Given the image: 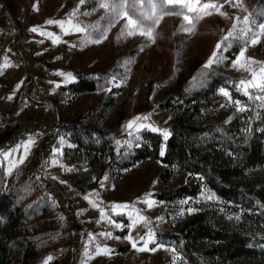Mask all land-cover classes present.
<instances>
[{
    "label": "rangeland",
    "instance_id": "rangeland-1",
    "mask_svg": "<svg viewBox=\"0 0 264 264\" xmlns=\"http://www.w3.org/2000/svg\"><path fill=\"white\" fill-rule=\"evenodd\" d=\"M249 1L242 0L241 8L233 7L225 0H201V5L222 3L219 11L226 15L210 9L211 15L194 20L192 32L180 30L182 24L188 26L182 16L166 15L153 26V40L138 32L128 35L127 18L117 15L120 9L113 11V5H119L122 0H84L83 4L80 0H0V111H14L12 115L7 114L4 121L15 125L9 139L0 146V169L8 174L17 168L33 170V157L38 156L41 182L54 198L57 212L67 217L71 224L69 255L73 254L74 260L71 262L64 258L61 250L66 242L60 240L43 244L39 264H48L55 256L62 264H185L180 261L174 246L157 243L156 235L158 232H170L184 223L188 215L198 211L196 205L202 197L209 196L173 202L153 198L154 191L179 185L187 175L174 167L172 178L159 184L157 175L163 165L156 159L137 162L122 171L114 181L108 172H104L96 187L86 192L76 191L64 177L86 182L91 175L88 170L75 168V164L81 161L79 154L62 155V147L70 143L59 131L60 121L54 105L62 104L65 119L95 111L97 102L108 95L109 89L71 96L59 86L74 81L79 73H104L124 55L129 61H125L127 66L122 78L111 79L112 85H123V89L121 93L111 94L115 106L109 112L107 125L114 126L121 114H125L126 125L136 117L147 119L127 127V132L121 135L123 139L139 128L156 129L157 125L165 124L169 114L156 110L158 103L183 81L192 79L196 70L212 57L214 50L218 61L215 63L237 79L244 92L240 81L251 80L255 72L259 82L260 69L264 67V35L252 44L240 32L244 27L243 17L251 18ZM101 3H108L109 7L102 8ZM74 10L76 14L71 15ZM149 10L147 0H126L123 9L134 18H140ZM48 20L65 23L61 27L55 23L48 24ZM144 23L148 25L151 22ZM234 23L237 27L233 31ZM74 25L82 31H76ZM33 27L38 31H30ZM229 31H233V35L224 40ZM236 39H240L241 48L235 58L229 62L225 57L219 58L223 51L217 50L216 45L219 43L221 48ZM241 50H244L243 57L240 56ZM237 61L245 67L234 66ZM68 73L72 74L71 78ZM222 88L229 97L220 92ZM251 89L257 91V99L264 97V92L258 88L249 86L247 92ZM214 99L219 104L204 112V117L212 121L225 120L234 111L245 107L224 87L217 90ZM258 100L264 108V99ZM235 101H240V104ZM146 201L153 202L152 206L149 207ZM113 205L126 207L113 209ZM117 214L127 220L126 225L122 220H116L114 216ZM138 217L144 219L139 220ZM133 220L137 223L133 224ZM117 224L120 227H116ZM108 233L111 235H106ZM129 236L131 241L126 239ZM146 240L149 241L148 250L139 251ZM132 241L136 242V247L132 246ZM103 249L108 251H101Z\"/></svg>",
    "mask_w": 264,
    "mask_h": 264
},
{
    "label": "trees",
    "instance_id": "trees-1",
    "mask_svg": "<svg viewBox=\"0 0 264 264\" xmlns=\"http://www.w3.org/2000/svg\"><path fill=\"white\" fill-rule=\"evenodd\" d=\"M248 4L251 18L260 21L264 0ZM240 48L241 41L236 39L220 48L219 58L229 62ZM125 61H129L127 55L104 73H79L74 81L59 86L71 96L109 89L95 111L71 119L64 118L62 104L54 105L59 131L70 143L62 147V155L79 154L81 161L75 168L91 175L86 182L70 176L64 180L76 191L86 192L97 186L104 172L114 181L137 162L156 159L163 165L157 181L164 184L178 167L187 174L184 182L154 191L153 198L173 202L209 197H202L196 205L198 211L188 215L184 223L170 232H158L156 242L173 245L185 264H264V108L256 98L257 91L251 89L245 95L237 79L217 63L201 66L192 79L183 81L158 103L156 110L169 114L165 124L157 125L156 131L139 128L123 139L121 135L127 132L125 114L114 126H108L107 119L115 106L111 94L123 89V85H112L111 79L122 78ZM220 87L227 88L245 107L225 120L212 121L204 112L219 104L214 95ZM12 113L0 111V146L15 130L14 124L4 121ZM37 163L38 156L33 157V170L17 168L8 174L0 169V264H39L43 244L60 240L66 242L61 250L64 258L74 260V255H69L71 224L57 212L54 198L41 182ZM114 217L127 224L122 215ZM48 264L62 261L55 256Z\"/></svg>",
    "mask_w": 264,
    "mask_h": 264
},
{
    "label": "snow or ice",
    "instance_id": "snow-or-ice-1",
    "mask_svg": "<svg viewBox=\"0 0 264 264\" xmlns=\"http://www.w3.org/2000/svg\"><path fill=\"white\" fill-rule=\"evenodd\" d=\"M135 2H143V0H135ZM225 2L232 3L233 7H243L242 0H225ZM80 3L83 4L84 0H80ZM147 3L149 5V12L147 14H141L140 18H134L133 16H130L127 11H123V9L126 7V0H122V2L119 5H113V11H117V8L120 9V11H117V15H123L124 17L127 18V27L130 29L128 32V35H133L136 34L137 32L140 35H144L148 37L149 39L154 40L153 36V26L159 24L160 20L166 16V15H178L182 16L183 21L188 25L187 27L182 24L181 25V31L185 32H192L195 25H194V20L195 19H200L202 18L203 15H211L212 12L209 11L210 9L216 10L220 15H226V13L220 12L219 9L223 7V4H214V3H204L201 5V0H147ZM102 8H108L109 4L108 3H101L100 5ZM168 6H179L178 9H173L169 8ZM247 11V9H244ZM188 13H195V16L188 15ZM76 11L74 10L71 15H75ZM260 16L262 19L260 21H257L255 19L250 18V16H244L243 17V24L244 27L240 29V32L243 36L248 37V41L252 44H256L259 41V38L261 35H264V12L260 13ZM239 20V17L236 18ZM144 21H149L151 22L148 25H145ZM48 24H58L61 27H63L65 21H53V20H48ZM68 23H71L69 20ZM76 31H82V29L78 25L73 26ZM237 25L234 23L232 26L233 31L236 29ZM253 29H257V31H253ZM32 32L38 31L36 27H33L30 29ZM233 31H229L228 36L224 37V40H228L230 36L233 35ZM251 33V36H248V34ZM52 35V34H49ZM56 42V41H54ZM220 44L218 43L216 45V49H220ZM240 56H244V50H241ZM218 62L217 61V52L214 50L212 57L209 58L208 62L204 65V67H210L213 63ZM239 65L240 68H244L245 65L239 64V61L234 64V66ZM247 70L251 71L250 68ZM61 75H64L61 73ZM67 76L71 78L72 74L68 73ZM257 74L255 72L252 73V79L245 81L241 80L240 85L243 86L244 88V94L247 95V88L249 86L253 88H258L261 91H264V67L260 69V79L259 82H257L256 79ZM220 92L226 96L229 97V93L225 89H220ZM258 99H264V97H258ZM237 105L240 104V101H235ZM240 111H243V108L239 109ZM141 119H147V117H136L134 118L133 121L129 122L127 127L131 128L133 124H135L137 121ZM153 131H156L157 129H152ZM163 135L165 139L168 137V132L167 130H164ZM31 142V139L30 141ZM163 154V153H162ZM21 162H23L21 160ZM107 179V177H105ZM101 186H103V181H101ZM85 199L87 200L88 197L86 196ZM148 203V206L151 207L152 203L151 201H146ZM181 203H185V201H182ZM95 206V205H94ZM113 209L116 208H122L126 207V205H113ZM139 220H143V217H138ZM137 223V220H133V224ZM116 227H120L119 224L116 225ZM106 235H111L110 233ZM126 239H129L130 241L132 238L126 237ZM143 239V237L141 238ZM151 239V233H149V240ZM149 241H145L144 247L138 249L139 251H146L148 250L147 245ZM132 246L136 247V242L132 241ZM153 251L155 249H152ZM103 252H107V249L101 250ZM174 251V250H173ZM99 254V253H98ZM48 259H51L49 257ZM47 264V262H45Z\"/></svg>",
    "mask_w": 264,
    "mask_h": 264
},
{
    "label": "built area",
    "instance_id": "built-area-1",
    "mask_svg": "<svg viewBox=\"0 0 264 264\" xmlns=\"http://www.w3.org/2000/svg\"><path fill=\"white\" fill-rule=\"evenodd\" d=\"M35 128H32L31 130H34Z\"/></svg>",
    "mask_w": 264,
    "mask_h": 264
}]
</instances>
